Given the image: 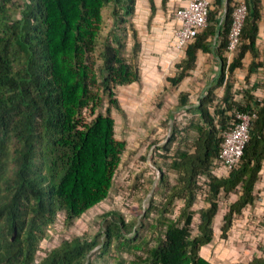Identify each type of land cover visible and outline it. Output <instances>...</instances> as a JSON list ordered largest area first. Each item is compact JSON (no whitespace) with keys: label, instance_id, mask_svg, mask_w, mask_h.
Segmentation results:
<instances>
[{"label":"trees","instance_id":"trees-1","mask_svg":"<svg viewBox=\"0 0 264 264\" xmlns=\"http://www.w3.org/2000/svg\"><path fill=\"white\" fill-rule=\"evenodd\" d=\"M237 1L212 0L206 27L166 79L176 87L187 78L199 51L213 50L221 62L198 96L195 119L175 127L163 148L162 165L174 181L160 171L162 201L143 210L139 227L119 212L106 214L110 218L98 232L62 239L37 264H93L91 255L101 258L112 248L133 254L126 264H213L200 252L213 240L220 202L229 198L221 226L226 240L236 217L253 203L264 164V82L257 84L260 95L250 93L251 78L264 69V47L257 45L261 0H245L239 44L229 60ZM166 2L161 0L163 8ZM147 3L154 15L155 0ZM107 6L113 30L99 47ZM134 7L135 0H0V264H34L40 242L57 231L58 217L64 230L108 197L125 150L111 116L113 110L122 113L116 89L141 79L139 39L130 22ZM123 24L131 28L129 56ZM247 54L252 59L237 86L234 73L244 69ZM187 102L181 93L179 106ZM236 111L255 115L240 161L225 178L208 176ZM202 175L208 178L200 183ZM198 199L205 205L196 210ZM232 264H264V248L248 262Z\"/></svg>","mask_w":264,"mask_h":264},{"label":"rangeland","instance_id":"rangeland-1","mask_svg":"<svg viewBox=\"0 0 264 264\" xmlns=\"http://www.w3.org/2000/svg\"><path fill=\"white\" fill-rule=\"evenodd\" d=\"M14 1L17 4H21L23 0ZM155 3L157 10L152 15L147 0H135L134 14L130 18V22L137 31V36L139 35L138 39L141 34L150 35L152 22H158L159 18L167 15L166 7H162L161 0H155ZM102 16L103 24L98 42L99 47L113 30L110 6L103 9ZM140 20L146 23V28H141V26L139 28ZM123 26L126 34L125 40H123L126 45L124 52L129 56L133 43L130 35L131 28L126 24H123ZM124 33L121 31L120 34ZM159 44L166 46L165 48L171 46V35L166 38L163 37ZM97 52L96 55L98 54ZM160 52L161 48L158 53H151L150 57H156L161 60L163 54L157 55ZM174 58H177V61L180 60L176 56ZM174 60H170L166 67L158 65V68H156L154 66V72L150 73V70L145 68L146 66L139 65L137 57L135 63L140 73L143 76L146 75L147 80L141 81L140 79L137 83L117 87L116 98L122 108V113L114 110L111 112L115 122V138L125 143V150L114 175L112 189L103 202L75 220L73 225L65 227L64 230L57 229L55 234H53L56 236L55 239L53 236L46 238L49 244L55 245L62 239L75 235H93L105 224V220H109L110 216L105 217V215L110 212H119L126 221L134 222L135 227H139L140 218L144 213L143 210L148 208L152 202L158 203L162 201L164 190L159 182L160 171L162 170L165 173L169 182L174 181V174L171 172L166 173L162 165L161 156L165 154L163 148L168 145L175 127L185 126L190 120L195 119L193 107L197 103L199 94L208 87L205 84L198 85L194 80L190 83L184 80L176 87H172L166 79L174 75V65L176 64ZM160 67L165 69L159 70ZM145 72L148 74H145ZM181 93L187 94V106H179ZM216 94L220 96L221 90H217ZM220 203L213 221V240L201 249V256L213 264H232L242 262L241 260H244L243 263H245L252 257L259 256L261 253L255 251L243 257L244 259L240 256L234 259L235 251L234 253L232 251L229 253L227 252L229 250L224 249V247H231L230 249L234 250V246L230 244V231L227 233L226 240L221 238L222 216L228 208L229 198H223ZM180 204L181 202L176 201L174 206H180ZM203 205L205 204H203L202 199H198L194 208L198 210ZM174 215L175 212L171 213L169 217ZM151 220H154V216ZM197 222L198 217L195 215L193 231H195ZM145 224H147V221ZM227 241L229 242L226 243ZM90 259L93 264H117L118 262L126 264V262H130L133 259V254L126 251L116 252L112 248L101 258L93 254Z\"/></svg>","mask_w":264,"mask_h":264},{"label":"crops","instance_id":"crops-1","mask_svg":"<svg viewBox=\"0 0 264 264\" xmlns=\"http://www.w3.org/2000/svg\"><path fill=\"white\" fill-rule=\"evenodd\" d=\"M261 7L262 17L259 24V33L257 37V45L260 50H262L264 47V0H261ZM139 24V28L140 26L141 28H146V23L143 20H140ZM151 28L150 35L147 36L146 34H141L139 38L140 46L138 52L139 65L144 67L146 66L145 68L150 70V73L154 72V66L156 68H158V65L166 67L167 64L170 63V60L172 61L175 59L174 56L178 58L183 57V55L178 53L172 46L165 48L166 46L164 47L159 44V41L163 37H168L173 33L174 30L177 29V25L174 24L167 15L165 17L159 18L158 22L153 21ZM160 48L161 52L157 55L163 54V58L161 60H156V57H150L151 53H158ZM251 59V56L247 54L243 60L244 69H237L235 71L234 78L236 82L235 84L237 86L243 85L246 67L251 62ZM220 66L221 62L213 50L212 53H202L199 51L196 58V68L191 71L190 75L184 80L188 83L194 80L198 85L205 84L209 86L217 77ZM161 67L159 70L165 69ZM145 74L148 73L145 72ZM141 76V81L147 80L146 75L143 76L141 74ZM250 81L251 85H253V87L250 89V93L254 94V96L260 95L262 89L259 88L257 84L259 82H264V69H260L257 75H254ZM254 195L255 199L253 203L244 208L241 214L236 217L230 230V244L234 246V250L230 249L231 247H224L225 250H229L227 251L229 253L230 251L233 253L235 251L236 254L234 255V259H236L238 256L243 258L249 253H253L264 248V164L261 168L259 179L254 187ZM228 242L229 241L226 243ZM241 261L243 262L244 260Z\"/></svg>","mask_w":264,"mask_h":264},{"label":"built area","instance_id":"built-area-1","mask_svg":"<svg viewBox=\"0 0 264 264\" xmlns=\"http://www.w3.org/2000/svg\"><path fill=\"white\" fill-rule=\"evenodd\" d=\"M237 2L232 12L226 45V54L229 60L237 50L240 31L247 11L245 0H238ZM211 8L212 0H167V16L177 25V29L171 34V46L178 53L184 54V50L195 35L206 27ZM177 62L176 60L175 63ZM234 114L235 122L232 128L223 132L218 158L210 167L208 176L216 178L227 177L239 163L244 146L248 142L250 121L255 115L251 111H236ZM207 175H202L199 178V182H205L208 178ZM54 224L56 229L62 228L59 217ZM53 238L55 239L56 236L53 235ZM54 246L56 244H49L47 239L41 241L34 258V264L39 263ZM262 250L263 248L256 252L262 255Z\"/></svg>","mask_w":264,"mask_h":264}]
</instances>
